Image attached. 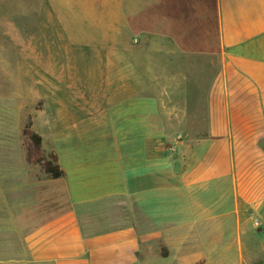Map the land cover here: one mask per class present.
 <instances>
[{
	"label": "rangeland",
	"instance_id": "374dc122",
	"mask_svg": "<svg viewBox=\"0 0 264 264\" xmlns=\"http://www.w3.org/2000/svg\"><path fill=\"white\" fill-rule=\"evenodd\" d=\"M159 11L157 0H0V264H73L83 237L129 228L139 236L124 208L126 158L143 152L142 140L156 157L207 136L171 129L177 116L154 106L146 130L140 115L124 114L129 84L150 83L141 49L156 46ZM129 58L137 61L125 71ZM195 126L207 123L196 116ZM45 162L64 177L51 179ZM160 255L163 244H148L151 264H170ZM247 255L193 264H264Z\"/></svg>",
	"mask_w": 264,
	"mask_h": 264
},
{
	"label": "crops",
	"instance_id": "0c3cea01",
	"mask_svg": "<svg viewBox=\"0 0 264 264\" xmlns=\"http://www.w3.org/2000/svg\"><path fill=\"white\" fill-rule=\"evenodd\" d=\"M157 2V43L140 60L153 79L139 91L126 82L124 114L140 115L146 130L154 106L177 116L171 129L208 133L171 156H149L142 140L143 152L122 168L125 213L138 219L139 236L129 228L83 237L70 263L151 264L150 243L164 245L159 257L170 264L243 253L264 263V0ZM125 61L128 71L137 60ZM196 116L207 126H195Z\"/></svg>",
	"mask_w": 264,
	"mask_h": 264
},
{
	"label": "trees",
	"instance_id": "16d2710c",
	"mask_svg": "<svg viewBox=\"0 0 264 264\" xmlns=\"http://www.w3.org/2000/svg\"><path fill=\"white\" fill-rule=\"evenodd\" d=\"M32 139L35 141L37 147H40L41 144V137L38 135H33ZM56 161V156H54ZM43 170L45 174H47L51 179L58 180L64 177L65 172L61 169L59 165H53L52 162H45L43 163Z\"/></svg>",
	"mask_w": 264,
	"mask_h": 264
}]
</instances>
